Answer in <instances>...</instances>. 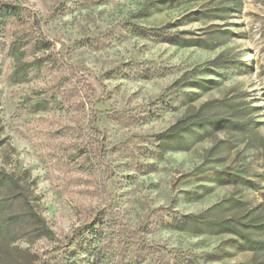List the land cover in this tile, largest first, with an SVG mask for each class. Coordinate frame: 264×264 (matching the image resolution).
Listing matches in <instances>:
<instances>
[{
	"label": "rangeland",
	"instance_id": "obj_1",
	"mask_svg": "<svg viewBox=\"0 0 264 264\" xmlns=\"http://www.w3.org/2000/svg\"><path fill=\"white\" fill-rule=\"evenodd\" d=\"M0 4V264H264V0Z\"/></svg>",
	"mask_w": 264,
	"mask_h": 264
},
{
	"label": "trees",
	"instance_id": "obj_2",
	"mask_svg": "<svg viewBox=\"0 0 264 264\" xmlns=\"http://www.w3.org/2000/svg\"><path fill=\"white\" fill-rule=\"evenodd\" d=\"M2 7H3V6L0 4V10H4ZM14 9H15V8L12 7V10H14ZM6 10L9 11V7L6 6Z\"/></svg>",
	"mask_w": 264,
	"mask_h": 264
}]
</instances>
